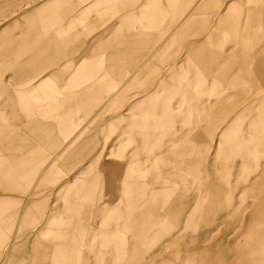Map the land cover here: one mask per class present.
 Returning <instances> with one entry per match:
<instances>
[{
    "label": "crops",
    "instance_id": "1",
    "mask_svg": "<svg viewBox=\"0 0 264 264\" xmlns=\"http://www.w3.org/2000/svg\"><path fill=\"white\" fill-rule=\"evenodd\" d=\"M114 1L111 7L120 24L110 26L112 45L104 42L101 61L95 65L87 63L86 75L76 80L86 82L78 88L81 94L86 90L101 91L86 93L85 119L76 117L82 111L83 98H76L72 103L75 112H70L72 105L67 107L68 96L72 95L67 93L70 84L63 78L66 85L52 86L50 82L57 83V75L45 70L58 57L56 50L61 43L56 38L75 33L72 21L61 25L65 18L61 21L57 16L40 29L30 25L17 36H5L8 31L4 32V27L0 30V60L7 61L8 67L12 65L8 68L9 77L3 81L8 90L21 82L30 70L29 64L36 65L37 71L44 73L36 85L30 86L31 82H28L25 91L9 97L13 102L8 121H14L17 104L21 112L30 116L27 128L23 125L0 129V133L8 135L0 142L3 145L1 152L5 151L0 154V182L9 191L22 190V194L28 195L22 203L26 227L4 231L2 242L9 240L10 245L2 251L0 264H82L84 255L91 249L101 250V240L97 246L92 245L97 234L102 232L105 242L124 241L114 234L119 232L110 229L118 226L123 233L127 232L129 222L136 226L137 221L140 225L145 224L148 227L146 233L150 230L155 233L158 229L156 235L152 233L148 237L151 245L169 237L172 230L181 225L185 213L193 208L197 210L190 218L209 217L211 224L216 223V199L203 203L202 200L196 202L197 198L187 199L184 194L172 198L174 192L169 187L177 182L172 183L170 178L174 181L183 178V186H186L185 176L200 169L194 164L196 160L198 163L204 161L202 154L206 144L221 136L224 129L219 135L218 131L223 125L229 127L234 122H242L246 128L260 123L258 130L263 132V147L256 150L261 157L258 163L254 164L251 158L248 162L241 161V186L250 189L246 203L251 210L245 211L244 218L248 213L246 217L257 218V224L263 222L264 225V0ZM108 2L110 0H90L87 8H98ZM7 5L2 3L1 10H6ZM214 10L215 17H212ZM68 11L70 7H67ZM211 22L212 26H209ZM78 29L77 40L84 27L81 25ZM241 36L245 41L239 43ZM189 39H193L192 42L185 45ZM237 43L239 56H228V50ZM88 47L87 58L91 55L90 50L95 49V46ZM182 52L185 53L183 57L176 59ZM62 90L65 93L60 92ZM130 93H135L136 98L124 105L125 96ZM202 98L207 100L201 101ZM42 99L47 100V105L36 111ZM100 106L97 118L101 116L109 122L105 132L101 133L106 142L120 129L121 136L133 135L140 144L130 150L131 157L126 163H123L124 151L112 161H88L82 167V158L93 152L92 147H88L91 140L83 138L91 129H85L84 125ZM239 106L241 108L235 109ZM36 113L42 118L35 117ZM72 113L73 118H69L70 123L66 122L62 133L50 134L52 130H58L56 121L60 123ZM74 134L78 136L75 138ZM52 137L55 141H48V144L36 141ZM241 137L253 139L250 134ZM26 138H32L33 144H27L30 141ZM106 142L101 146V154L107 147ZM64 146L66 148H62ZM244 151L242 155L253 154L252 150ZM43 153L50 157L41 156ZM170 153L174 156H165ZM214 154L216 157V150ZM155 155L160 158L155 159ZM173 162L180 174L176 171L170 177L167 171ZM66 165L69 166L67 170ZM212 167L216 174V160ZM102 168L104 173L94 171ZM60 170L77 172L71 182L60 177ZM118 177L125 183L124 187L109 191L111 199L105 200L107 188ZM41 182H54L53 192L66 200L63 210L45 205L41 212L43 219L36 221L32 213L34 207L29 203L30 196L37 193L34 188ZM211 182L209 186L217 185V181ZM227 196L226 201H234L235 195ZM2 208L4 206L0 205V210ZM38 208L41 210L40 205ZM176 210L179 212L173 214ZM34 221L36 224L30 227ZM29 229L33 232H28ZM27 234H34L32 241H27ZM168 246L164 247L165 251ZM127 247L124 253H116L115 264H145L149 251H137L131 245ZM192 258L186 257L183 264H193Z\"/></svg>",
    "mask_w": 264,
    "mask_h": 264
},
{
    "label": "rangeland",
    "instance_id": "2",
    "mask_svg": "<svg viewBox=\"0 0 264 264\" xmlns=\"http://www.w3.org/2000/svg\"><path fill=\"white\" fill-rule=\"evenodd\" d=\"M89 1L90 0H0V30L2 27H4V32L8 31L6 34H4L5 36H17L24 29L29 28L30 25L32 27L35 25L36 29H40L41 26L47 25L51 19L57 16L60 17L59 19H61V21L65 18V20L61 22V25L66 24L71 20L73 28L76 29L73 30V32L76 34H78V28L81 25L84 27V30L82 31L83 34L80 38H78V40L75 33L61 39L56 38L57 42L61 43V45L56 50L58 57L53 59V63L51 66L49 65L50 67L48 69H45L46 71L51 70L53 75H57V83H54L53 81L50 82L52 86L66 85L62 81L63 78L66 79L65 81L67 84H70V88L67 89V93L72 95L68 96V108L72 105V103H74V101H76L77 97L83 98L84 104L82 105V111L76 114L77 119H85L87 112V105L85 104L86 93L94 94L95 92L101 93V91L86 90L81 94L78 88L80 86L86 85V82L84 80L82 82H78L76 80L78 77H84V75H86L85 70L88 68L87 63L95 65L98 61H101V57L103 55L101 52V46L105 44L104 42H107V45H112L111 40L109 39V31L112 29L110 26L119 22L114 13V9L111 7V3L114 0H110V2H108L105 6L100 5L98 8H87ZM119 1L121 0H115L114 3ZM219 1L227 2L236 0ZM2 3H8L6 6L7 8L4 11L1 10ZM67 7H70V11L68 12ZM215 13L216 10L212 12L211 16L215 17ZM19 14V18L16 21L13 20V18L17 17ZM212 23L213 22H211L209 26H212ZM87 25H89L88 30ZM243 39L244 36H241L240 39H238L239 43ZM192 40L193 39H189L187 40V43L184 44H189L192 42ZM196 40L197 38L193 41L196 42ZM243 41H245V39ZM239 43H237V45H233L226 54L228 56L238 57ZM89 45L91 48L95 46V49L90 50L91 55L89 58H87ZM112 50L119 52V50L116 49ZM184 54V52L179 53V57L176 59L183 57ZM85 58L87 60L82 61L83 59L85 60ZM70 64L72 66H70ZM11 66L12 65L10 64L9 67ZM28 66L30 70L25 76L21 78V82L17 86L8 90V86L4 84L3 81L10 75L8 72L9 67L7 66V61L5 62L0 60V129L3 127L8 129L10 126H16L17 128V126L23 125H26L27 128L30 116L28 113L26 114L23 111L21 112L20 107L17 104L14 106L17 109V114L13 115L14 121L9 122L7 118L9 117V111L12 105L11 102H13V99L11 100L9 97H13L16 92L20 93L25 91L24 88L28 82H31V84L29 83L30 86L36 85L39 79L43 78L44 76V73L38 72L39 68L36 65L29 64ZM67 70H69V72L66 73ZM60 92L65 93L64 90ZM125 97L124 105L130 103L136 98L135 93H130ZM203 100L207 99L202 98L201 101ZM46 102L47 100L42 99L41 104L37 106L36 111H39L40 108L45 107L47 105ZM175 107L178 108V106ZM238 108H241V106L235 107V109ZM74 109L75 106L73 104L69 108V111L72 112ZM74 112L75 110L73 113ZM100 112L101 106L100 109L95 113V116L89 119L88 123L84 125L85 129L86 127L91 129L90 133L88 135L85 134L86 136L83 138L85 140H91L92 143L88 145V147H92L93 152L88 155V157L82 158V161L84 160L82 167L88 161H112L114 160V156H120L124 151L125 155H123V163H126L131 157V155L128 154L130 150L135 149L140 144V141L135 139L133 135L121 136L122 134L120 133V129L111 135L106 142L105 135H102L101 133L105 132L109 122H107V120L104 121V118L101 119V116L100 118H97V115H99ZM73 113L68 114L66 116L68 119L61 120L60 123L59 121H56L58 128L55 126L54 128H57L58 130H52L50 134H53L54 136L55 134L62 133L65 130L64 127L66 126V122L70 123L68 122L71 120L69 118H73ZM34 116L37 118H42L37 113L34 114ZM44 118L49 119V117ZM223 129L224 125L219 129L218 135L221 133V131H223ZM6 135V133H0V142L6 140L8 136ZM77 136L78 135L74 134L75 138ZM57 139L63 140L64 138ZM219 139L220 135L213 139L211 144H206L207 147L202 154L204 161L201 159L203 162L198 163V160H196V163L194 164L200 166V169L197 168L192 170V174L189 177L185 176L186 178L184 181L187 183L186 186H183V178H180V181L172 180L171 176L179 172V169H176L175 167V162L170 163L169 171L165 170V172L167 171L171 177L170 181L172 183L177 182L175 185H170L169 187L170 191L174 192V194H171L172 198H179L181 194H184L183 196H186L185 198L187 199L193 200L197 198L196 202L202 200L203 203L209 199H216L215 202L218 210V215L214 217L217 220L216 223L211 224L209 217H202V220L190 218L197 210V208H193L191 211L185 213V215L181 218V225L175 227L169 237L165 239L163 237L161 241L159 239V241L151 245H149L148 237H150V235H152L154 232L150 230L146 233L148 227H146L145 224L140 225L139 221H137L138 224L136 226V224L131 225V222H129L128 230L124 233L118 226H115V229L113 228L110 230L119 232L114 234L122 237L124 241L117 242L108 240L110 242H105L103 239L104 234L102 232L101 234H97V239L92 245L97 246L99 243L98 241L101 240V250L97 249V247L91 249L88 255H84L82 264H113L116 253L119 251L124 253L128 250L127 246L130 245L133 246L137 251H149L146 256L148 260L145 261V264H161L167 260H171V264H183L186 257H194V259H191V261L193 260V264H264L263 222L261 224H257V218L246 217L248 213L245 215V218L243 215L245 211L249 209L246 199L248 198L250 189L247 186H241V177L243 171L241 168L242 159L239 158L238 154H234L233 163H224L222 148L220 144H217ZM26 140L30 141L27 144H33L32 138H26ZM36 141H40L41 144L44 142L45 144H48V141L53 142L55 139L53 137L46 139L42 138L37 139ZM105 142L107 147L104 153L101 154V146L105 145ZM60 146H62V144ZM62 148L66 147L64 146ZM112 148L114 149L112 150ZM1 149H3V145H0V154L3 155V152L5 151L3 150V152H1ZM80 149L82 150L83 148ZM215 150L216 157L214 154ZM41 156L50 157V155L45 153L41 154ZM165 156L171 157L174 155H171L170 153ZM154 158L157 159L160 157L155 155ZM213 160H216L217 162L216 174L214 172L215 169L212 167ZM245 161L248 162V159ZM65 167H67V170L69 166L66 165ZM66 170L59 171L62 174L60 177L62 179H69V181L72 182L74 173L77 172V170ZM94 171L101 173L105 172L103 168ZM154 171L156 172V170ZM122 172L124 173L126 170ZM200 172L202 176L200 175ZM214 180L217 181V185L209 186V182ZM53 183L54 182L46 184H44V182L38 183L36 188H34L37 193L30 196L31 199L29 204L30 207H34V211H32V213H34L36 221L43 219L41 218V212H43L42 210L45 205H51L53 208L63 210V203H65L64 200L66 199H64L65 197H60V194L57 195L53 192ZM124 184L125 183H123L118 177L114 181L113 185L107 188L104 194V199H111L109 196L110 192L116 191L119 187H124ZM214 187H216V189ZM43 188L46 189L43 191ZM20 191H9L7 190V186L0 182V205L4 206V208L0 210V255L2 251L10 245L9 240H4L2 242L3 236L5 234L4 231H13L14 229L26 227V218H24V207L22 203L24 198L28 195L22 194ZM256 192L257 191H254V193ZM227 194L235 195L234 201H226V199L229 198ZM38 205L41 206V210H39ZM177 212L179 211L176 210L173 214H176ZM134 220L135 219H131V221ZM261 220L263 221L262 218ZM36 221L32 222V224L29 226L31 227L36 224ZM210 226L212 227L208 228ZM102 228L103 227L101 226V229ZM29 231L32 233L33 229H29L28 232ZM156 231H158V229H155L154 235L157 234ZM252 231H256L257 233H253ZM33 236L34 234H27V241H32ZM174 238H177V240ZM168 244V249L165 251L164 247ZM151 246H154V248H151ZM153 258L155 260H153ZM19 260L22 262V259Z\"/></svg>",
    "mask_w": 264,
    "mask_h": 264
},
{
    "label": "bare ground",
    "instance_id": "3",
    "mask_svg": "<svg viewBox=\"0 0 264 264\" xmlns=\"http://www.w3.org/2000/svg\"><path fill=\"white\" fill-rule=\"evenodd\" d=\"M259 126H260V123H254L251 128L250 127L246 128L242 124V122L241 123L234 122L230 124L229 127L224 128V131L222 132L220 139H219V144L221 148L223 149L222 152H223V162L224 163H227V162L233 163L234 154H238L239 158L242 160H246V159L249 160L251 158L254 164L258 163L260 156L256 154V150H258V148L260 147H263V132L261 130L260 131L258 130ZM248 134L252 135L253 139L251 140L248 139L249 140L248 141L247 139H244L241 137V136L245 137ZM239 135L240 137L236 138V136H239ZM251 150L253 154H248L247 156L246 154L242 155L243 151L245 153V152H250Z\"/></svg>",
    "mask_w": 264,
    "mask_h": 264
}]
</instances>
